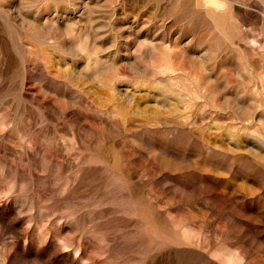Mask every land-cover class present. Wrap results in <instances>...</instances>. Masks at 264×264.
<instances>
[{
	"label": "rangeland",
	"instance_id": "rangeland-1",
	"mask_svg": "<svg viewBox=\"0 0 264 264\" xmlns=\"http://www.w3.org/2000/svg\"><path fill=\"white\" fill-rule=\"evenodd\" d=\"M210 5L0 0V264H264V0Z\"/></svg>",
	"mask_w": 264,
	"mask_h": 264
},
{
	"label": "bare ground",
	"instance_id": "bare-ground-1",
	"mask_svg": "<svg viewBox=\"0 0 264 264\" xmlns=\"http://www.w3.org/2000/svg\"><path fill=\"white\" fill-rule=\"evenodd\" d=\"M221 2H222V0H221ZM221 2H219V0H218V1H217V0H209V5L212 4V7H214V6H215V7H217V6L219 7ZM206 3H207V2H206ZM207 4H208V3H207ZM207 4H206V6H207ZM224 6H225V5H224ZM210 7H211V5H210ZM215 7H214V8H215ZM214 8H213V9H214ZM220 8H221V7H220ZM220 8H219V9H220ZM222 8H223V5H222ZM217 10H218V9H217Z\"/></svg>",
	"mask_w": 264,
	"mask_h": 264
}]
</instances>
